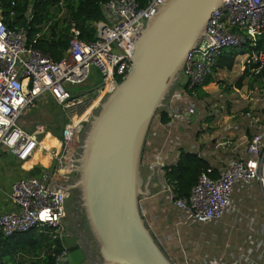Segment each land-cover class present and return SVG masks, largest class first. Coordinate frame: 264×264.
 I'll return each mask as SVG.
<instances>
[{"label": "built area", "instance_id": "1", "mask_svg": "<svg viewBox=\"0 0 264 264\" xmlns=\"http://www.w3.org/2000/svg\"><path fill=\"white\" fill-rule=\"evenodd\" d=\"M164 1L146 0L142 7L135 0L102 3L104 19L94 23L96 35L91 41L82 39L80 30L70 21L68 46L58 61L29 44L23 26L8 28L0 11V150L26 160L40 146L46 135L43 128L36 126L28 132L18 120L43 97L57 103L65 118L60 145L51 148L50 168L41 177H25L11 184L9 196L18 210L0 214L3 237L32 229L60 228L70 195L64 186L74 175L81 133L94 110L87 112V109L95 98H105L125 76L131 66L135 41L145 22ZM261 38H264V0H222L210 15L204 36L186 57L182 70L186 80L167 104L170 119L186 122L194 114L195 102L201 100L196 90H204L208 77L214 79L223 72L215 63L224 50L238 53L235 63L241 56L244 58L242 70L249 66L251 75L260 74L264 70V50H257L256 46ZM91 68L99 72L98 83L85 91L73 92L72 87L89 81ZM258 78L262 79V86L263 75ZM258 120L257 117L252 124L254 131L244 155L229 159L216 177L200 175L187 198L174 199L172 186L166 184L169 199L187 222L220 219L238 182L258 180L264 184L260 175L264 167V126L258 128ZM221 142L218 145L223 147L225 142ZM207 172L211 173V169Z\"/></svg>", "mask_w": 264, "mask_h": 264}, {"label": "water", "instance_id": "2", "mask_svg": "<svg viewBox=\"0 0 264 264\" xmlns=\"http://www.w3.org/2000/svg\"><path fill=\"white\" fill-rule=\"evenodd\" d=\"M222 0H165L135 41L125 76L88 119L72 178L79 207L97 245L86 256L63 237L61 264H174L147 226L139 207L147 194L141 160L151 123L182 73L190 50L204 36Z\"/></svg>", "mask_w": 264, "mask_h": 264}, {"label": "crops", "instance_id": "3", "mask_svg": "<svg viewBox=\"0 0 264 264\" xmlns=\"http://www.w3.org/2000/svg\"><path fill=\"white\" fill-rule=\"evenodd\" d=\"M185 80L184 75L181 85ZM48 100L58 107L59 112L56 114L62 116L59 105L50 97H43L39 104L21 115L18 124L28 132L36 126H41L45 131V126L37 123L34 128L26 129L25 123L29 112L35 111L33 109H37L40 103L47 104ZM46 110L50 115L53 114ZM157 116L151 123L142 153L140 171L147 194L139 199L142 217L157 243L174 263L183 259L186 264H263L264 198L259 181L238 182L226 213L220 219L208 223L187 222L165 191V169L177 163L181 151L206 158L219 172L234 154H242L246 134L237 129L219 131L213 123L215 118H208L209 115L201 118L193 115L186 122L170 119L166 123ZM50 135L46 132L40 146L26 160H18L14 153L0 150V214L18 210L9 196L14 181L25 177H41L50 168L52 161L48 149L51 147L47 146ZM215 137L222 138L221 143L225 142V145L219 146V142L214 144L211 139ZM219 148L224 149L223 157L216 161L210 160L211 154ZM260 175L264 177V167ZM64 231L61 222L60 228L53 231L54 237L63 239ZM41 254L38 250V255L18 258H21L22 264H34ZM12 264H19V259Z\"/></svg>", "mask_w": 264, "mask_h": 264}, {"label": "trees", "instance_id": "4", "mask_svg": "<svg viewBox=\"0 0 264 264\" xmlns=\"http://www.w3.org/2000/svg\"><path fill=\"white\" fill-rule=\"evenodd\" d=\"M107 1L109 0H0V11L2 20L8 28L23 26L27 31V42L48 54L54 61H58L63 57L68 46L70 21L76 24L82 39L94 40L96 35L94 23L104 19L101 4ZM135 2L140 7L146 4V0H135ZM11 11L12 16H10ZM36 34L38 36L35 38ZM256 49L264 50V38L259 39ZM237 55L238 53L233 50H224L217 58L215 67L221 70H231ZM249 70L250 67L247 66L236 83L237 88L242 87V80ZM263 71L258 75H253L252 79L260 75L264 77ZM211 80L208 77L204 85ZM196 92L199 98L208 95L201 88H198ZM156 115L163 123L170 120L165 108L159 109ZM64 123L65 120L63 125ZM62 129L63 126L61 132ZM52 131L58 133V130L53 129ZM59 145V142L51 136L47 146L58 148ZM209 168L211 173L207 172ZM206 173L211 177H216L218 171L206 158L195 153L181 151L177 163L166 167L164 178L166 184L173 188L174 199L187 198L198 177ZM54 229L46 228L42 231L32 229L12 237H3L0 234V264H12L18 259L19 264H22L21 258L18 257L38 255V250L42 254L34 264H60L64 245L60 237H54Z\"/></svg>", "mask_w": 264, "mask_h": 264}, {"label": "rangeland", "instance_id": "5", "mask_svg": "<svg viewBox=\"0 0 264 264\" xmlns=\"http://www.w3.org/2000/svg\"><path fill=\"white\" fill-rule=\"evenodd\" d=\"M227 51H231V50H227ZM243 62H244V58L241 56L236 61V63L234 64L231 70H223V72L219 76H216L212 82H209L207 86L206 85L204 86L208 95L201 98V100H196L195 102L196 110L193 114V115H197L199 118L205 117V115L207 116L209 115L208 118L210 117L215 118L213 123H215L218 126L217 129H219V131L220 130L226 131V129L228 131L232 129H237V131L246 134L247 139L242 143V154H236V155L234 154L229 159L244 155L245 147L247 146V143L250 140V136L254 131L252 124L254 123L257 117L259 118V120L256 122L257 127L264 126V83L262 86L260 85L262 79L259 78L252 79L254 76L251 75V73H248L244 76L242 80V87L241 88L236 87V83L238 79L242 76V73L244 72V70H242L244 67ZM214 74L215 75L217 74L216 71H214ZM183 78H184V73L182 72L179 75L176 85L173 87V89L171 90L170 94L166 99L167 104L169 103L172 94L177 89H179ZM98 81H99V72L97 71V69L91 68L89 81H87L85 85L72 87L71 89L73 92H79V91L81 92L82 90L85 91L89 89L93 84H97ZM100 100L101 99L99 98H95L91 102L89 108L87 109V112L90 109L94 108L91 115L95 114L100 103H102L104 98L101 101ZM46 109L50 110L53 114L50 115ZM33 110L35 111L31 110V112H29L27 123H25L26 129H31L32 126L34 128L36 126V123L38 125L39 124L44 125L46 128V132L48 134L50 133L51 134L50 136H52L54 139H56L59 142L61 135L60 133H62L61 127L63 126V122L65 118L64 116L60 117L59 115L56 114L57 112H59L58 107L55 106V104H53L52 101L48 100L47 104L42 105L40 103V106L37 109H33ZM90 118L91 116L88 117V119ZM86 124H84V129L86 127ZM48 128L50 130H47ZM53 129L58 130L57 131L58 133H54L52 131ZM221 136L222 138H225V136L223 135ZM222 138L215 137L211 139V141L214 142L215 144V142L218 143L219 141H221ZM51 148L48 149L49 153H51ZM223 151L224 149L219 148L215 153L213 152L211 154L210 160L216 161L218 158H222L224 154L222 153ZM226 152L233 153V151H226ZM225 166L226 164L222 165L221 169H223ZM218 174L219 172L217 173V176ZM71 177L77 178L75 174L74 175L72 174ZM261 185L260 187L264 198V184ZM78 204H79L78 193L76 192V194L74 193L72 195H69L65 203L64 216L61 221L64 225V230H65L63 232L64 236L67 235L65 234V232L69 231V233H72L71 231L72 223L75 222V217L73 216V209ZM82 233L88 240V243L91 245L90 247L92 248L93 256H96L95 254L97 253V245L94 243L90 235L91 233L85 219H82ZM175 264H186V261L182 259L181 262H175Z\"/></svg>", "mask_w": 264, "mask_h": 264}, {"label": "flooded vegetation", "instance_id": "6", "mask_svg": "<svg viewBox=\"0 0 264 264\" xmlns=\"http://www.w3.org/2000/svg\"><path fill=\"white\" fill-rule=\"evenodd\" d=\"M70 181L71 179L68 181V183H70ZM74 193L76 194V191L70 192V195ZM73 216L75 217V222L72 223V233H69L68 231L66 234L74 238L86 256H93L92 248L90 247L91 245L88 243V240L82 233V219H84V214L79 205H76L73 209Z\"/></svg>", "mask_w": 264, "mask_h": 264}]
</instances>
